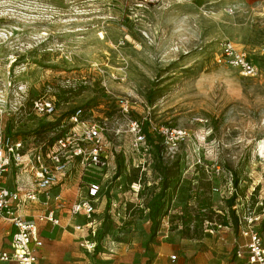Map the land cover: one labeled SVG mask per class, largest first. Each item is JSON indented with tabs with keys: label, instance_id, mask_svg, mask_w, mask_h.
Segmentation results:
<instances>
[{
	"label": "rangeland",
	"instance_id": "374dc122",
	"mask_svg": "<svg viewBox=\"0 0 264 264\" xmlns=\"http://www.w3.org/2000/svg\"><path fill=\"white\" fill-rule=\"evenodd\" d=\"M226 41L249 54L257 77L218 62ZM7 73L27 86L24 107L15 110L14 88L7 99V136L46 148L77 129L69 116L83 108L82 121L103 129L108 156L97 177L96 250L79 246L69 214L80 190L74 172L59 188L61 226L40 233L36 264H244L230 211L264 219V0H0V79ZM42 97L55 113L30 111ZM118 98L131 101L128 115ZM132 120L146 139L138 149ZM162 127L184 135L168 145ZM160 165L170 184L153 231ZM198 187L228 222L213 216L201 240L175 227Z\"/></svg>",
	"mask_w": 264,
	"mask_h": 264
},
{
	"label": "built area",
	"instance_id": "2783aa9c",
	"mask_svg": "<svg viewBox=\"0 0 264 264\" xmlns=\"http://www.w3.org/2000/svg\"><path fill=\"white\" fill-rule=\"evenodd\" d=\"M218 62L236 69L243 78L259 75V69L249 54L228 41L220 44ZM13 88L18 96L15 110H19L24 107L27 86L12 84L10 73H7L0 79V264L36 263V251L43 246L39 236L40 227L61 226L58 210L63 206L59 188L64 186L65 181L71 180L74 172L78 174L76 183L80 190L77 199L70 205L69 214L79 222L74 226V231L85 232L80 239V247L94 252L97 235L93 217L102 192L97 177L107 168L108 158L103 129L98 122H83L85 111L80 108L69 116L70 123L77 129L58 137L46 148H25L23 141H15L7 136L2 125L4 117L11 114L7 99ZM31 102L30 111L36 116H49L56 111L55 101L49 98H37ZM131 107L129 99L118 98L119 112L123 116L130 113ZM80 125L81 128H78ZM129 127L134 135V148L143 147L146 139L141 124L132 120ZM157 132L165 138L166 144L173 146L174 139L184 135V131L177 132L167 127ZM8 178L12 180L11 186L8 185ZM138 191L135 190V193ZM29 204H38L42 208L31 219L20 214ZM119 214L117 212V216ZM263 220L261 215L249 211L238 215L237 224L243 242L238 244L236 256L245 257L246 264H264ZM4 237L10 238L8 250L2 244Z\"/></svg>",
	"mask_w": 264,
	"mask_h": 264
},
{
	"label": "trees",
	"instance_id": "16d2710c",
	"mask_svg": "<svg viewBox=\"0 0 264 264\" xmlns=\"http://www.w3.org/2000/svg\"><path fill=\"white\" fill-rule=\"evenodd\" d=\"M142 129V128H141ZM145 133H147L144 130ZM57 139V138H56ZM53 139V142L56 140ZM161 166V165H160ZM169 170L170 168L168 166H161L160 167V187L157 193H154V199L155 202L151 207V210L149 212L150 220L152 221L151 228L154 231L156 228V220H157V214H158V206L164 200L165 192L167 191L169 187ZM207 192L206 188L198 187L196 190V193L194 195L195 204L194 205H188L184 211L183 214L178 216L179 223L175 227L180 228V232L188 239H196L201 240L204 234V226L209 224H214V218L213 216L217 215V218H222V221L218 223L221 226H228V222L225 219L226 217H222L221 215H218L214 212L213 205L210 202L209 198H206L204 196ZM235 197L230 199L229 206L232 207L235 201ZM232 221L238 226V214L237 216L234 214L233 211H230ZM97 238H100V233L98 232Z\"/></svg>",
	"mask_w": 264,
	"mask_h": 264
},
{
	"label": "crops",
	"instance_id": "0c3cea01",
	"mask_svg": "<svg viewBox=\"0 0 264 264\" xmlns=\"http://www.w3.org/2000/svg\"><path fill=\"white\" fill-rule=\"evenodd\" d=\"M25 179H27L28 180V178L27 177H25ZM8 185L9 186H11L12 185V180H10L9 178H8ZM64 187V186H63ZM64 194V193H63ZM63 194H62V199H63ZM79 194V193H78ZM78 194H77V196H78ZM77 199V198H76ZM75 199V200H76ZM74 200V201H75ZM73 201V202H74ZM34 209V210H37V211H32V213H29L28 212V210L29 209ZM40 208L38 207V204H29L28 206H26V207H24L21 211H20V214L22 215V216H24V217H26V218H28V219H31L33 216H35L37 213H39V212H41L40 210H39ZM35 212V213H34ZM32 216V217H31ZM61 220V219H60ZM77 223H79L77 220H76V222H75V225L77 224ZM74 225V226H75ZM51 227V225H48V226H41L40 227V230H39V236H40V233L42 232V230L44 229V228H46V227ZM52 228H56V227H52ZM76 234V233H75ZM76 235H78V243H79V246H80V239L82 238V237H84L85 236V232H82V233H77ZM41 237V240L43 241V239H42V236H40ZM9 241H10V238L9 237H4L3 238V240H2V244L4 245V247H5V249H9ZM43 246H44V242H43ZM43 246H42V248H43ZM42 248H40V249H38L37 251H36V253H37V261H38V259L40 258V256L43 254L41 251H42ZM85 250V249H84ZM239 259H241V260H244V264H246V258L245 257H243V258H239ZM37 261H36V263H37ZM35 263V264H36Z\"/></svg>",
	"mask_w": 264,
	"mask_h": 264
}]
</instances>
